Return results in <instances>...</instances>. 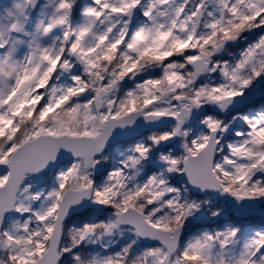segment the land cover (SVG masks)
I'll return each mask as SVG.
<instances>
[{
	"label": "snow or ice",
	"instance_id": "obj_1",
	"mask_svg": "<svg viewBox=\"0 0 264 264\" xmlns=\"http://www.w3.org/2000/svg\"><path fill=\"white\" fill-rule=\"evenodd\" d=\"M0 264H264V0L0 2Z\"/></svg>",
	"mask_w": 264,
	"mask_h": 264
},
{
	"label": "rangeland",
	"instance_id": "obj_2",
	"mask_svg": "<svg viewBox=\"0 0 264 264\" xmlns=\"http://www.w3.org/2000/svg\"><path fill=\"white\" fill-rule=\"evenodd\" d=\"M0 2H3V0H0Z\"/></svg>",
	"mask_w": 264,
	"mask_h": 264
}]
</instances>
